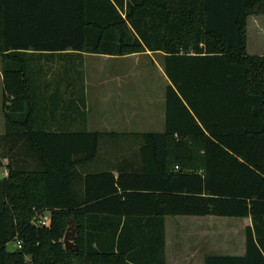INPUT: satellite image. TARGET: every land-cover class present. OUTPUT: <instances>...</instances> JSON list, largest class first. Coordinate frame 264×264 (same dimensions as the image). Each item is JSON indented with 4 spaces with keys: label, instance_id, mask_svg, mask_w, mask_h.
<instances>
[{
    "label": "trees",
    "instance_id": "1",
    "mask_svg": "<svg viewBox=\"0 0 264 264\" xmlns=\"http://www.w3.org/2000/svg\"><path fill=\"white\" fill-rule=\"evenodd\" d=\"M253 14L264 0H0V264H168V215L251 217L246 253L205 264H264ZM147 51L163 53L169 80L164 131L42 122L44 111L85 108L86 54ZM71 221L77 250L64 244Z\"/></svg>",
    "mask_w": 264,
    "mask_h": 264
},
{
    "label": "crops",
    "instance_id": "2",
    "mask_svg": "<svg viewBox=\"0 0 264 264\" xmlns=\"http://www.w3.org/2000/svg\"><path fill=\"white\" fill-rule=\"evenodd\" d=\"M151 53V51H148ZM140 53L125 56L86 54L94 56H106L116 62H127ZM261 54V53H259ZM85 55V58H86ZM153 57V54H150ZM155 62H157L155 60ZM159 65V64H158ZM163 66V63H162ZM165 74V71H164ZM165 78L169 82L166 74ZM94 80V79H93ZM132 77L128 76H109L101 77L98 84L92 91L91 100L90 87L86 88V105L81 108L75 107L72 111L60 109L55 111L43 112L42 122L52 129L75 130L85 125L89 130L114 131V132H133L138 130L137 122L143 125L157 127L164 131L166 119L165 87L157 95L150 93L146 89L140 90L142 95L137 98L133 94L129 85ZM0 81L2 83V97L4 93L3 85V62L0 56ZM92 82V83H93ZM63 83V82H62ZM166 83V84H167ZM86 86L89 85L85 78ZM111 84V87H109ZM107 85V86H106ZM109 85V86H108ZM64 88V87H63ZM139 93V91H137ZM148 92V93H147ZM4 116H0V134L5 132ZM155 131V130H150ZM5 162L7 160H4ZM4 177L8 173L6 167ZM0 170V171H1ZM115 175L118 174L114 171ZM220 218V217H219ZM226 227L215 228L214 215H168L166 216V257L168 264H205L208 254L225 255H244L246 253V228L252 225L251 217H226ZM231 218V219H230ZM222 221V219H220ZM235 228V230H233ZM215 231H220L223 235L222 252H214L213 237ZM232 233V234H231ZM193 235V236H192Z\"/></svg>",
    "mask_w": 264,
    "mask_h": 264
},
{
    "label": "rangeland",
    "instance_id": "3",
    "mask_svg": "<svg viewBox=\"0 0 264 264\" xmlns=\"http://www.w3.org/2000/svg\"><path fill=\"white\" fill-rule=\"evenodd\" d=\"M248 51L251 54H264V14L256 15L253 14L249 17V24H248ZM153 54V57L150 56ZM155 60L157 62H155ZM163 53L162 52H141L138 57L135 56L131 58L126 63H120L113 61L112 58H108L106 56H94V55H86L85 58V74L88 81L86 87L89 91L88 86L90 87V94L91 100H94L92 97V91L95 92L93 89L98 84H94L93 81H98L101 77H109L114 75L119 76H130L132 77V82L129 85L130 88L133 90V94L137 98L142 95L140 90H147L153 94H159L164 89L167 81L164 74V67L162 66L163 63ZM159 64V65H158ZM94 79V80H93ZM93 82V83H92ZM107 86V85H106ZM109 86V85H108ZM111 87V84L110 86ZM92 90V91H91ZM139 91V93L137 92ZM148 93V92H147ZM3 97H2V83L0 81V116L3 117ZM4 119V118H3ZM5 122V119H4ZM138 125V130L142 131H150V130H159L157 127H152L148 125H143L139 122L136 123ZM5 125V123H4ZM1 127V125H0ZM5 173V170L0 171V176ZM218 219H214V226L216 229H219L220 226L226 227L227 220L229 218L222 217V216H215ZM220 217V218H219ZM222 219V221L220 220ZM231 219V218H230ZM76 227L75 223L69 224L67 231H69V242H75V239L71 238L72 229ZM235 230V228L233 229ZM232 234V233H231ZM193 236V235H192ZM222 238L223 235L220 231H215V235L213 237L214 241V252H222ZM17 243L11 242L8 244L9 249L16 248Z\"/></svg>",
    "mask_w": 264,
    "mask_h": 264
},
{
    "label": "water",
    "instance_id": "4",
    "mask_svg": "<svg viewBox=\"0 0 264 264\" xmlns=\"http://www.w3.org/2000/svg\"><path fill=\"white\" fill-rule=\"evenodd\" d=\"M71 223H74V221H71ZM76 232H77V227H74L71 231V234H72L71 238H73V239L75 238ZM68 234H69V231L66 232L65 237H64V244L66 245V248L70 249V250H72V249L77 250L78 249L77 244L75 242H69L68 241V238H69Z\"/></svg>",
    "mask_w": 264,
    "mask_h": 264
},
{
    "label": "built area",
    "instance_id": "5",
    "mask_svg": "<svg viewBox=\"0 0 264 264\" xmlns=\"http://www.w3.org/2000/svg\"><path fill=\"white\" fill-rule=\"evenodd\" d=\"M49 219V216L48 215H45V216H42L40 219H39V223L41 224H46L47 221ZM17 246L18 247H21L22 246V240H18L17 242Z\"/></svg>",
    "mask_w": 264,
    "mask_h": 264
}]
</instances>
